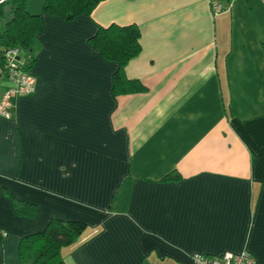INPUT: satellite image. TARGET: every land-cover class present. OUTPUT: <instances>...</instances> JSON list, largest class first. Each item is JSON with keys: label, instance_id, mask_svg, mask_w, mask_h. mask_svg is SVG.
Wrapping results in <instances>:
<instances>
[{"label": "crops", "instance_id": "1", "mask_svg": "<svg viewBox=\"0 0 264 264\" xmlns=\"http://www.w3.org/2000/svg\"><path fill=\"white\" fill-rule=\"evenodd\" d=\"M220 1L216 15L209 0L43 15L35 92L0 116V264H21L20 238L52 217L85 223L60 249L70 264H192L225 251L264 264V2ZM110 24L138 28L123 72L144 91L113 94L117 63L88 42Z\"/></svg>", "mask_w": 264, "mask_h": 264}, {"label": "trees", "instance_id": "2", "mask_svg": "<svg viewBox=\"0 0 264 264\" xmlns=\"http://www.w3.org/2000/svg\"><path fill=\"white\" fill-rule=\"evenodd\" d=\"M29 0H4L0 3V58L5 48H17L24 67L34 63L33 44L36 35L44 28L43 15L48 14L71 21L81 14L90 15L102 0H43L38 12L27 10ZM139 30L135 25L110 24L98 27L88 38L89 44L103 58L117 63L113 74V94L144 91L142 83L124 75L127 62L140 51ZM17 213L27 218L36 214L34 204L27 201L14 203ZM85 223L79 219L67 221L52 217L38 232L23 235L18 243L21 264H70L66 263L60 249L76 241Z\"/></svg>", "mask_w": 264, "mask_h": 264}, {"label": "built area", "instance_id": "3", "mask_svg": "<svg viewBox=\"0 0 264 264\" xmlns=\"http://www.w3.org/2000/svg\"><path fill=\"white\" fill-rule=\"evenodd\" d=\"M209 4L213 15L224 11L220 0H209ZM36 83V77L24 67L18 49L5 48L0 58V116L8 118L13 98L33 94ZM192 264H255V259L247 251H225L218 256L195 253Z\"/></svg>", "mask_w": 264, "mask_h": 264}, {"label": "rangeland", "instance_id": "4", "mask_svg": "<svg viewBox=\"0 0 264 264\" xmlns=\"http://www.w3.org/2000/svg\"><path fill=\"white\" fill-rule=\"evenodd\" d=\"M29 8L27 7V10L29 12H32V13H35V12H38V10H40L41 8V0H29ZM32 9V10H31Z\"/></svg>", "mask_w": 264, "mask_h": 264}, {"label": "water", "instance_id": "5", "mask_svg": "<svg viewBox=\"0 0 264 264\" xmlns=\"http://www.w3.org/2000/svg\"><path fill=\"white\" fill-rule=\"evenodd\" d=\"M4 0H0V3H2Z\"/></svg>", "mask_w": 264, "mask_h": 264}]
</instances>
